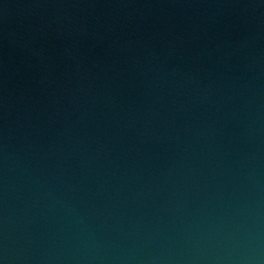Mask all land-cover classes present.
I'll return each instance as SVG.
<instances>
[{
  "label": "water",
  "instance_id": "95a60500",
  "mask_svg": "<svg viewBox=\"0 0 264 264\" xmlns=\"http://www.w3.org/2000/svg\"><path fill=\"white\" fill-rule=\"evenodd\" d=\"M0 264H264V0H0Z\"/></svg>",
  "mask_w": 264,
  "mask_h": 264
}]
</instances>
